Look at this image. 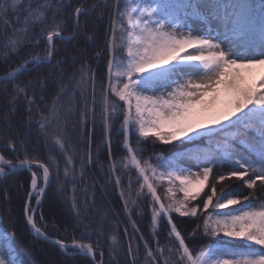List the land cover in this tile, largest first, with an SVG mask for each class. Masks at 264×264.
<instances>
[{"label": "snow or ice", "instance_id": "snow-or-ice-1", "mask_svg": "<svg viewBox=\"0 0 264 264\" xmlns=\"http://www.w3.org/2000/svg\"><path fill=\"white\" fill-rule=\"evenodd\" d=\"M24 171L51 264H264V0H0V264H23Z\"/></svg>", "mask_w": 264, "mask_h": 264}, {"label": "trees", "instance_id": "trees-1", "mask_svg": "<svg viewBox=\"0 0 264 264\" xmlns=\"http://www.w3.org/2000/svg\"><path fill=\"white\" fill-rule=\"evenodd\" d=\"M14 19V18H13ZM106 27V23L104 26ZM102 39V37H101ZM60 51L61 54H66L65 53V46L60 45ZM68 51H71V48H68ZM95 51V49L91 50L89 55H92V53ZM101 64H103V61H101ZM95 67V63L92 65ZM70 127V126H69ZM119 127V125H117ZM33 136H35V133H33ZM100 139L99 136V128L97 129V137H96V142H98ZM113 139L115 140L116 137L114 135ZM74 145L77 146L78 150H83L86 146L85 145H80L77 144L76 138L73 137L71 141ZM151 143V141H149ZM158 144V147L156 148H149L148 152L145 153V156H147L151 152H163L166 156H172L175 153L186 149V148H192L195 147L196 145H189V144H184L181 141H174L170 145H160L159 142H156ZM200 147H203V144H199ZM114 150L116 152L117 156L123 155V153L120 151L119 145H114ZM101 159L106 160V155L102 156ZM62 163V161H61ZM155 163V161H153ZM100 173L96 171V169H93L89 173L88 179L90 180L92 176H99ZM133 176H135V173H133ZM30 180V176L27 171H24L20 173V175L16 178H9L10 182V195L12 197V208L14 211V214L17 216L19 222L16 225V239H15V246L19 249L20 254H21V259L23 260V264H51L52 261H59L61 259L60 254L58 250L43 241H33L32 236H30L25 228V225L23 224V219H22V205H23V189H19L18 193V185L23 184L24 187L26 188L28 186V182ZM101 183H103V180H101ZM70 187V186H69ZM133 187L135 188L136 185L134 184ZM54 188L55 184L53 185V190L49 191V197L48 200L45 202L43 211L45 214V219L48 220L49 224L51 225L53 223V216H56L57 219L55 220V223L59 224L61 226V230H63V215L61 214L62 211L65 209V205L63 202L59 199H57L55 193H54ZM247 193L245 192V195ZM68 195V194H66ZM96 197H97V203H100V198H101V192L97 190L96 192ZM120 201L117 198V195L112 193L111 189H108V195H107V202L104 204L105 208L108 207H115L116 211H120ZM142 206L145 208L147 207V203L142 202ZM4 206L0 204V208H3ZM124 216L121 215L119 220L121 223V229L125 226L124 225ZM147 216L143 221L138 220V224L141 228V231L145 232L147 234L148 228L146 226L147 224ZM182 221V222H181ZM195 220H190L188 217H183L179 218L177 220L178 225L181 227L183 230L185 227L190 231L192 227L195 226ZM115 223V219L113 221ZM131 231V229L129 228ZM67 235V233H66ZM185 235H187V232H185ZM165 241L161 239V243H164ZM2 243V242H0ZM193 243H202V241H194ZM82 264H86V261H82Z\"/></svg>", "mask_w": 264, "mask_h": 264}, {"label": "rangeland", "instance_id": "rangeland-1", "mask_svg": "<svg viewBox=\"0 0 264 264\" xmlns=\"http://www.w3.org/2000/svg\"><path fill=\"white\" fill-rule=\"evenodd\" d=\"M187 149H189V148H186V149H183V150H181V151H179V152H183V151H186ZM171 157V156H170ZM195 170V169H194Z\"/></svg>", "mask_w": 264, "mask_h": 264}]
</instances>
